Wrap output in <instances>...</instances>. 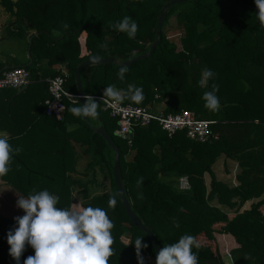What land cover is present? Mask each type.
I'll return each instance as SVG.
<instances>
[{"label": "trees", "instance_id": "16d2710c", "mask_svg": "<svg viewBox=\"0 0 264 264\" xmlns=\"http://www.w3.org/2000/svg\"><path fill=\"white\" fill-rule=\"evenodd\" d=\"M170 1L0 0L13 20L4 30L28 56L13 68H23L31 77L28 89L16 97L14 89H0V130L8 132L14 148L21 149L13 154L10 171L0 180L20 197L48 190L59 197V208L71 207L77 195L81 206L105 209L114 222V255L109 264H138V238L148 245L141 249L143 260L156 264L153 245L131 223L118 194L112 173L115 154L92 128L102 126L119 151L125 198L160 249L189 234L200 245L192 249L198 264H228V255L234 264H264V27L258 10L254 0H189L165 12L157 40L158 19ZM125 16L138 24L135 39L112 27ZM172 17L180 29L179 47L166 36ZM146 53L147 57L128 66L121 81L122 63ZM96 55L114 58L115 63L81 70L84 96H103L109 85L123 90L136 85L143 89L144 100L122 104L152 108L162 103L164 114L190 111L210 122L209 129L218 139L200 143L184 131L169 136L152 122L137 128L129 145L116 135L117 120L102 110L99 101V116L88 123L69 111L76 103H66L62 121L43 115L48 94L42 74L60 65L69 73L65 89L78 94L76 69ZM205 68L216 73L210 85L219 86L218 112L204 107L202 95L208 89L199 87L198 81ZM6 70L9 67L0 64V75ZM58 74L59 70L53 76ZM34 87H41L40 105L38 99L33 117L20 124L12 105L26 95L34 99ZM68 126L74 128L69 131ZM76 147L87 157L80 170ZM220 158L237 163L236 186L215 177L213 166ZM205 174L211 178L209 189ZM100 175L110 181L108 191L97 192ZM140 177L144 183L138 188ZM181 178L187 179L189 189H179ZM112 196L117 198L114 209L108 207ZM255 199L250 210L240 212L245 202ZM15 226V219L0 214V264H16L7 243V233ZM215 234L228 237L237 247L221 254ZM31 255L34 250L26 246L20 264Z\"/></svg>", "mask_w": 264, "mask_h": 264}, {"label": "clouds", "instance_id": "9594fccd", "mask_svg": "<svg viewBox=\"0 0 264 264\" xmlns=\"http://www.w3.org/2000/svg\"><path fill=\"white\" fill-rule=\"evenodd\" d=\"M258 10L257 18L261 27H264V0H254ZM65 28L68 25H64ZM112 27L127 34L129 39H135L138 24L130 17L125 16ZM103 47H106L104 45ZM92 61L100 63L102 58L96 55ZM128 67L121 65L118 77L122 81ZM216 76L212 70L205 68L198 81L204 91L202 100L204 107L211 112L220 110V99L217 95L219 86L210 85ZM85 103L80 104L74 98L77 106L69 111L76 117L97 119L100 103L90 95L83 97ZM124 100L141 103L144 100L143 89L136 85H128L126 90L118 89L115 85L104 88L102 102L116 107ZM21 151L9 143L6 132H0V177L8 174L13 154ZM144 183L143 177L137 180V187ZM143 199V193L139 195ZM59 197L48 190L30 193L26 198L18 197L17 208L23 210V216L15 217V227L7 233L9 255L20 264L21 257L30 246L34 255L28 256L24 264H109V258L114 255V237L112 230L114 222L109 218L107 211L100 207H83L74 203L69 208H59ZM117 204L116 196L109 198L108 207L114 209ZM183 211V209H181ZM148 245L142 238L135 241L138 264H144L141 249ZM199 248L196 238L189 234L182 235L175 243L166 244L156 254V264H198V255L192 251Z\"/></svg>", "mask_w": 264, "mask_h": 264}, {"label": "built area", "instance_id": "2783aa9c", "mask_svg": "<svg viewBox=\"0 0 264 264\" xmlns=\"http://www.w3.org/2000/svg\"><path fill=\"white\" fill-rule=\"evenodd\" d=\"M69 73L65 68H59V74L47 78L43 81L47 83L48 97L44 101L43 114L53 117L57 121H62L66 111V103H75L74 98L79 100L78 94H72L65 89L66 80ZM31 84V77L27 70L23 68H11L0 75V89L19 90ZM96 101L102 104V110L107 111L110 117L117 120L116 135L131 144L137 128L148 127L152 122H156L161 130L169 136L177 131H184L185 136L190 140L205 143L209 140H217L218 136L209 129L210 122L199 120L190 111H182L178 114H164L151 107L134 106L121 104L115 108L102 102L103 96H93ZM157 111V112H154ZM183 181V182H182ZM186 185L190 188L186 178L179 180V186ZM147 264L146 260H143Z\"/></svg>", "mask_w": 264, "mask_h": 264}, {"label": "rangeland", "instance_id": "374dc122", "mask_svg": "<svg viewBox=\"0 0 264 264\" xmlns=\"http://www.w3.org/2000/svg\"><path fill=\"white\" fill-rule=\"evenodd\" d=\"M0 10L3 12L4 15L8 14L6 12V10L4 8H2L0 6ZM1 13V12H0ZM1 20V19H0ZM13 21V20H11ZM5 24L1 25V31H0V36L2 34V32L4 33V29H5ZM180 29L179 27H177L176 24V20L174 17L171 18L170 23H169V27L166 30V36L168 39H170L169 41H171L172 43H174L176 45V47L180 46ZM179 33V34H178ZM8 39L4 34H2L1 38H0V42L4 44L5 48L10 49L9 51H11V54L14 56V59L9 56V59L7 61L8 64H16L18 62H25L26 59L28 58V56L25 58L24 57V51H23V46L21 45L20 42L9 38L8 42H5ZM152 109L157 110V111H163L164 110V105L162 103L159 104H155ZM154 111V112H157ZM213 171L215 174V177L219 180L224 182L225 184L233 187L237 185V181H236V174H238L239 172V168L236 162L228 160V159H219L218 161L215 162L214 166H213ZM204 179H205V184L207 186V188L209 189L210 187V182H211V178L209 176V174H205L204 175ZM100 182H102L99 185V189L97 192H101L104 190L108 191L109 190V186H110V181L107 179H103L102 175H100L99 177ZM183 182V181H182ZM185 189L186 185H181L179 186V189ZM180 189V190H182ZM94 192H96V190H93ZM262 197H264V194L262 195ZM17 199L18 196L12 192L10 190V188H8V186L4 185V183L2 184L0 182V214L7 219H14L17 216H23L24 212L23 210L17 208L16 204H17ZM258 200H250L247 201L243 204V206L240 209V212H244L246 210H250L252 204H254L255 202H257ZM212 205H214V202H211ZM221 207V206H220ZM222 209H225V211L230 212L229 209L225 208V207H221ZM230 217H232V215L230 214ZM215 234V239H216V243H217V247L218 249H220L221 254H225L231 251L233 249V247H237L234 242L232 240H230L228 237H221L219 235ZM230 253V252H229ZM233 259V258H232ZM225 261L228 264H234L232 263V260L230 261V255H228V257L225 259Z\"/></svg>", "mask_w": 264, "mask_h": 264}, {"label": "water", "instance_id": "95a60500", "mask_svg": "<svg viewBox=\"0 0 264 264\" xmlns=\"http://www.w3.org/2000/svg\"><path fill=\"white\" fill-rule=\"evenodd\" d=\"M186 1H189V0H171L169 3L164 5L163 13L159 17L158 23H157V26H156V33H157L156 34V38H157V40L160 38V32H161V28H162V25H163V22H164L165 12L171 6H174V5L186 2ZM156 44H157V42H155L154 44L151 45L150 52H152V50L154 49ZM147 56H148V53L143 54V55H139V56H137L135 58L128 59L127 61H124L122 63V65H125L126 67H128V66L132 65L133 63L144 59ZM92 57L93 56L88 57L82 64H80L77 67L76 72H75V81H76V85H77V91H78V95H80L81 97L84 95L83 91H82L81 82H80V72H81V70L86 68V67H88V66H91V65H104V64H108V63H115V59L111 58V57L102 59V61L100 63H96V62L92 61V59H91ZM27 87L28 86H25L22 89H19L17 95L20 94L22 91H25L27 89ZM84 103H85V101L83 100V97H82L80 99V104L83 105ZM84 119L88 123V119L87 118H84ZM92 128L95 130L96 133H98L105 140L107 145L113 150V152L115 154L114 166H113V170H112L113 178H114V182H115L116 188L118 190V194L120 196L121 202H122V204H123V206L125 208V211H126V213L128 215L129 220L131 221V223L133 225L138 227L141 231H143L147 235V237L149 238L151 244L154 247V250L156 251V253H158L160 248L155 243L151 231L140 223L139 219L137 218L136 214L131 210L130 204L127 202V200L125 198V193H124V190H123V182H122V178H121V169H120V165H119V161H118V159H119L118 148L115 146L112 138L110 137V135L107 133V131L102 126H100L98 128H94V127H92Z\"/></svg>", "mask_w": 264, "mask_h": 264}, {"label": "crops", "instance_id": "0c3cea01", "mask_svg": "<svg viewBox=\"0 0 264 264\" xmlns=\"http://www.w3.org/2000/svg\"><path fill=\"white\" fill-rule=\"evenodd\" d=\"M0 31H1V25L5 24L6 26L8 25V23L12 20L11 16L9 14L4 15L3 12L0 10ZM5 26V27H6ZM4 33L2 32V34H4L8 39H5V42L9 41V37L7 35V33L5 32V30H3ZM1 34V36H2ZM0 36V38H1ZM10 49L5 48L4 44L0 42V64L5 65L6 67L13 68L15 66V64H8L7 61L9 59V56H11L14 59V56L11 54V51H9ZM24 51V57H27L26 51L25 49H23ZM60 65H54L52 66L48 71H45L42 75L44 80L50 77H53L54 73L57 72L59 70ZM48 72V73H47ZM42 73V72H41ZM41 87H34L31 91H34L35 93V98L33 99L30 95H26L24 98H20L19 101L15 102L12 105V111H13V116L16 117L18 123L20 124H26L29 121L30 117H33L35 111H33V107H36V102L39 99L38 105H40V98L41 96ZM28 89V87H27ZM15 90V89H14ZM16 94L14 95V97L20 95L21 93H23L24 91H22L20 94L17 95L18 90H15ZM30 100V101H28ZM44 115V114H43ZM19 118V120H18ZM73 126H68L67 130H71L73 129ZM0 132H6V131H2L0 130ZM8 134V132H6ZM76 153L78 154L79 158L77 160V169L80 170L84 164H85V160L87 157L82 155V150L78 147L75 148ZM221 159V158H220ZM214 172V171H213ZM183 179V178H182ZM0 182L3 184V182L0 180ZM5 185V184H4ZM9 188V187H8ZM10 190L12 192H14L11 188ZM15 193V192H14ZM18 197H20L19 194L15 193ZM73 204L74 203H79L81 205V200L79 199V197L77 195H74L73 197ZM72 204V205H73Z\"/></svg>", "mask_w": 264, "mask_h": 264}]
</instances>
